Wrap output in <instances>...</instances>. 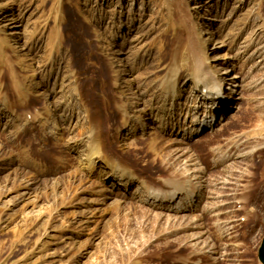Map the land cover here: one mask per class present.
<instances>
[{"label":"rangeland","instance_id":"obj_1","mask_svg":"<svg viewBox=\"0 0 264 264\" xmlns=\"http://www.w3.org/2000/svg\"><path fill=\"white\" fill-rule=\"evenodd\" d=\"M191 47L238 99L190 137ZM263 238L264 0H0V264H261Z\"/></svg>","mask_w":264,"mask_h":264},{"label":"bare ground","instance_id":"obj_2","mask_svg":"<svg viewBox=\"0 0 264 264\" xmlns=\"http://www.w3.org/2000/svg\"><path fill=\"white\" fill-rule=\"evenodd\" d=\"M206 33L208 34V31ZM207 40L209 42L210 37H208ZM198 47L201 50L200 53L202 54V56H204L205 52H207V47L202 45V43H201V46L198 44ZM190 54L191 55H188V54L187 55L193 60H191V62L189 61L190 63H189V74H188V76L187 75L184 76V80H186V79L191 80L192 88L190 91H192V92L190 94V97L192 96V102H195L194 104H196L200 101L204 105L207 104L210 107L209 112H210V115L212 116L211 118H208L209 117L208 113H206V114L201 113V114L197 115L198 111H196L197 110L196 109L194 112V115H193L192 125H191L190 129H187V132H186V134H188L191 137L193 134L195 135L196 133H199V132L209 131L210 126H213L212 131H214L216 128V125L221 122L220 121V115H224V112H226L228 109L234 108V105L238 99V96H236V94H235V95H233V98H231V99H233L232 101L226 100V99H229L230 96L226 93V90H228V87H226L225 84H227L228 82L225 83V80H228L230 82V81H232L233 78H235V77H232V70H230V67H227L225 69V72L221 73V74L226 75V76L225 77L223 76L220 78V77L215 75L213 70L208 69L210 67L206 66L202 62L203 60L200 61L197 57H195L194 49L192 47H191ZM176 75H177V78L175 79V81L173 80V84L170 87L171 88V90H170L171 94L169 96L170 103H169V106L167 108L168 109L167 114L171 115L170 118L172 119L173 127H174L173 116H174L175 110H181V111H184L185 114L189 113V115H190L191 108L193 107V106L192 107L189 106L188 103L185 105L186 106L185 108L182 107L180 100L183 98V96H184L183 92L186 89L184 88V86L180 85V82H178V80L180 78L183 79V77L181 76V73L176 72ZM231 84H232V82H231ZM230 89L232 91H234V89H232V87H229V90ZM226 118H228V116H226ZM142 125L145 126L144 121H143ZM177 125L180 126V124H178V122H177ZM94 154L95 153L93 151H90V153H89L87 151L85 152V150H84V154L82 157L83 159H85L84 162L87 163L88 165H91L92 163L96 162L94 158L95 157L98 158L99 155L98 154L94 155ZM241 155L243 156V154H241ZM106 168H108V169L110 168V170H111L110 166H106ZM117 169L120 171L122 170L118 167H117ZM125 173L127 174V172H125ZM130 179L133 181V179H134L133 176ZM111 180H112V183L115 187H117V185H122V184L127 185V183H128L127 180L123 181L122 176H115L114 178H111ZM131 184L132 183L130 182V185ZM140 184H142L141 187L146 192V195H147V198L149 201L153 200V203H154V201L156 203L161 201L160 206H165V204H163V203H166V205H170L173 203L175 205L182 206L183 209L186 210V211H182V212H185V213L195 210L194 208L198 205V202L200 201L199 198L202 195V194H194V192H192L193 193V195H192L191 190H190V188L192 189V191L193 190H201L200 186L198 188L196 186H192V187L188 186V188L189 187L190 188L187 189L186 188L187 186L183 185L181 182H175L172 185V187L170 188V190H167L164 192H161L159 190H155L152 188H148V186L144 182H140L138 185H140ZM202 184L204 186L203 181H202ZM168 185H170V184L168 183ZM175 188H179V189H177L176 191H173V189L175 190ZM148 191L150 193H151V191L156 193L155 195L159 194L160 200L158 198L157 199L150 198V197H152L151 196L152 194L148 193ZM172 191L174 192V194L170 195L169 193ZM167 199H168V201H166ZM150 202L152 203V201H150ZM161 208H163V207H161ZM196 209H198V208H196ZM171 211H173V210H171ZM174 212L182 213V212L177 211V209H175Z\"/></svg>","mask_w":264,"mask_h":264},{"label":"water","instance_id":"obj_3","mask_svg":"<svg viewBox=\"0 0 264 264\" xmlns=\"http://www.w3.org/2000/svg\"><path fill=\"white\" fill-rule=\"evenodd\" d=\"M259 258L261 260V264H264V238H263L261 246L259 248Z\"/></svg>","mask_w":264,"mask_h":264}]
</instances>
